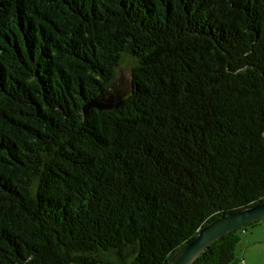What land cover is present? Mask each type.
Here are the masks:
<instances>
[{"label":"trees","instance_id":"16d2710c","mask_svg":"<svg viewBox=\"0 0 264 264\" xmlns=\"http://www.w3.org/2000/svg\"><path fill=\"white\" fill-rule=\"evenodd\" d=\"M263 202L264 0H0V264H167Z\"/></svg>","mask_w":264,"mask_h":264},{"label":"water","instance_id":"95a60500","mask_svg":"<svg viewBox=\"0 0 264 264\" xmlns=\"http://www.w3.org/2000/svg\"><path fill=\"white\" fill-rule=\"evenodd\" d=\"M122 104V96L111 95L108 98L90 101L83 111L87 117L91 110L110 111L120 108ZM263 220L264 202L222 216L205 225L196 238L176 252L167 264H194L213 243L223 236Z\"/></svg>","mask_w":264,"mask_h":264},{"label":"crops","instance_id":"0c3cea01","mask_svg":"<svg viewBox=\"0 0 264 264\" xmlns=\"http://www.w3.org/2000/svg\"><path fill=\"white\" fill-rule=\"evenodd\" d=\"M237 264H264V220L242 232Z\"/></svg>","mask_w":264,"mask_h":264},{"label":"rangeland","instance_id":"374dc122","mask_svg":"<svg viewBox=\"0 0 264 264\" xmlns=\"http://www.w3.org/2000/svg\"><path fill=\"white\" fill-rule=\"evenodd\" d=\"M121 74H122L120 76L121 83H120L118 89L120 90V92L122 94L125 95L126 93L129 92V89H130V78H129L128 71L122 70V73ZM238 247H239V245H238ZM238 247H237V252H236L237 253V256H239Z\"/></svg>","mask_w":264,"mask_h":264}]
</instances>
